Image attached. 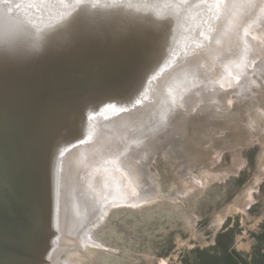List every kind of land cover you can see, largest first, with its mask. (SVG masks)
Segmentation results:
<instances>
[{
  "label": "bare ground",
  "instance_id": "1",
  "mask_svg": "<svg viewBox=\"0 0 264 264\" xmlns=\"http://www.w3.org/2000/svg\"><path fill=\"white\" fill-rule=\"evenodd\" d=\"M243 1L249 9L238 16L236 11ZM214 27L163 90L154 86L146 101L149 104L125 115L118 131L97 134L84 152L80 149V154L74 153L70 165L65 163L58 206L55 170L52 165L50 181L48 167L55 134L50 123L53 80L38 84L27 78L8 80L0 76V264H96L94 250L107 249L97 229L114 209H142L159 202L186 204V197L225 179L232 170L215 167L222 151L199 176L193 166L180 159L179 151L189 157L194 153L190 140L185 138L184 146L179 141L186 134L185 122L206 110H213V118L226 120L229 126L221 127L233 132L240 122L225 115H230L232 107L243 109L242 123L249 127L251 138L246 144L237 143L235 157L241 156L244 146L262 143L264 147L260 135L252 133L264 130L249 114L253 111L264 119V102H259L264 94V0H232ZM178 127L181 130L176 133ZM219 131L218 136H225L226 132ZM66 146L62 142L61 153ZM156 155L166 158L176 171L169 193L160 194L144 162ZM262 158L264 161V152ZM253 189L245 192L248 205ZM231 208L218 222L223 224ZM40 244L42 249H38ZM1 245L8 249H1Z\"/></svg>",
  "mask_w": 264,
  "mask_h": 264
},
{
  "label": "water",
  "instance_id": "2",
  "mask_svg": "<svg viewBox=\"0 0 264 264\" xmlns=\"http://www.w3.org/2000/svg\"><path fill=\"white\" fill-rule=\"evenodd\" d=\"M86 2L82 8L77 0H45L29 9L23 6L27 0H0V76L38 84L53 80L50 123L55 134L48 167L50 181L52 165L55 170L57 206L65 163L70 165L74 153L84 152L97 134L118 131L125 115L149 104L154 86L163 90L184 61L193 58L192 49L215 28L232 0H94L98 7L93 0ZM248 9L243 1L236 12L241 16ZM62 142L67 146L61 153ZM122 209L137 210H114Z\"/></svg>",
  "mask_w": 264,
  "mask_h": 264
},
{
  "label": "rangeland",
  "instance_id": "3",
  "mask_svg": "<svg viewBox=\"0 0 264 264\" xmlns=\"http://www.w3.org/2000/svg\"><path fill=\"white\" fill-rule=\"evenodd\" d=\"M263 95L259 98L261 104L264 102ZM235 107L231 108L230 115H225L227 118L233 116L240 122V126L235 127L233 132L221 127L229 126L226 120L213 118L210 114L213 110H206L205 114H195L193 121L185 122L186 136L179 138L183 146L185 138L190 140L194 149L190 157L183 151H179V154L183 162L193 166L195 175L199 176L200 171L215 161V154L221 151L224 153L215 167L221 171L232 170L230 174L225 179L222 177L212 182L206 189L186 197V204H178L179 208L176 210L163 205L165 202L133 211L114 210L109 214L107 221L97 229L100 241L108 246L111 252L105 248L101 249L94 256L96 264H198V251L218 252V237L224 232V224L228 219L231 220L230 228L234 230L235 243L232 250L249 254L260 244L257 237L264 233V147L262 143L244 146L241 158L234 156L233 152L238 148L237 143L246 144V139L251 138L249 127L242 123L245 119L243 109H240V106ZM249 114L258 120L260 128L264 130V119L259 118L253 111ZM239 118H243L242 121ZM180 128L178 127L176 133H179ZM219 130L226 132L225 136H218ZM256 130H252V133L260 135L264 142V133H258ZM229 145L230 147H227ZM144 162L159 186L160 194L171 192L169 189L173 180L176 181L173 164L161 155ZM252 187L255 190L253 189V199L251 197L252 201L248 205L249 199L245 192ZM230 207L233 210H229L221 224L218 222L219 216ZM222 242L225 245L228 241L224 238ZM261 247L264 252V245Z\"/></svg>",
  "mask_w": 264,
  "mask_h": 264
},
{
  "label": "trees",
  "instance_id": "4",
  "mask_svg": "<svg viewBox=\"0 0 264 264\" xmlns=\"http://www.w3.org/2000/svg\"><path fill=\"white\" fill-rule=\"evenodd\" d=\"M231 220L228 219L225 224V230L218 237L217 249L218 252L213 253L209 250H202L197 252L198 264H264V252L262 245H264V233L257 238L260 244L253 248L252 252L245 254L232 250L234 245V230L230 228ZM226 238L227 244H223L222 240Z\"/></svg>",
  "mask_w": 264,
  "mask_h": 264
},
{
  "label": "snow or ice",
  "instance_id": "5",
  "mask_svg": "<svg viewBox=\"0 0 264 264\" xmlns=\"http://www.w3.org/2000/svg\"><path fill=\"white\" fill-rule=\"evenodd\" d=\"M60 3H63V0H59ZM77 3L80 7L84 8V7H87L88 4L86 2V0H77ZM45 4V0H27V3L24 4L23 6L24 7H27L29 9H35V8H39L41 7L42 5ZM18 7L21 6V5H17ZM92 6L93 7H98L99 5H97L94 0H93V3H92ZM128 7H133L132 4H128L127 5ZM67 15H70V13H65V14H62V16L66 17Z\"/></svg>",
  "mask_w": 264,
  "mask_h": 264
}]
</instances>
